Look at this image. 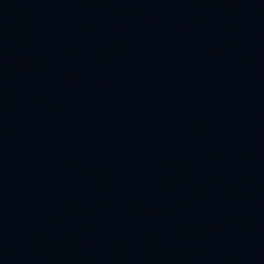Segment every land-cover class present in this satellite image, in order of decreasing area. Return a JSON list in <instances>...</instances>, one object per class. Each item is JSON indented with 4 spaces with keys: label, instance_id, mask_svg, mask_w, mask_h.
<instances>
[{
    "label": "water",
    "instance_id": "water-1",
    "mask_svg": "<svg viewBox=\"0 0 264 264\" xmlns=\"http://www.w3.org/2000/svg\"><path fill=\"white\" fill-rule=\"evenodd\" d=\"M0 264H264V0H0Z\"/></svg>",
    "mask_w": 264,
    "mask_h": 264
}]
</instances>
